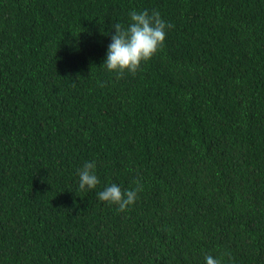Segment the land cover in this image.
<instances>
[{"label":"trees","instance_id":"16d2710c","mask_svg":"<svg viewBox=\"0 0 264 264\" xmlns=\"http://www.w3.org/2000/svg\"><path fill=\"white\" fill-rule=\"evenodd\" d=\"M134 9L173 27L117 80L111 26ZM134 180L126 211L98 199ZM225 251L264 264V0H0V264Z\"/></svg>","mask_w":264,"mask_h":264},{"label":"clouds","instance_id":"9594fccd","mask_svg":"<svg viewBox=\"0 0 264 264\" xmlns=\"http://www.w3.org/2000/svg\"><path fill=\"white\" fill-rule=\"evenodd\" d=\"M128 15L129 22L126 26L120 23L111 26L115 34L111 36L106 59L102 64L108 72L115 73L117 80L122 79L125 74L135 75L140 71L142 63H147L163 48L166 29L173 27L172 24L166 23L155 9L151 13L147 9H134ZM77 175L81 191L94 189L99 184L95 175V162L86 161L77 169ZM133 183L134 188L123 190L112 183L97 194L98 199L106 204L116 205L117 211L124 212L143 190L139 180H134ZM232 259L231 253L227 251L215 258L212 255L205 256L206 264H231Z\"/></svg>","mask_w":264,"mask_h":264}]
</instances>
